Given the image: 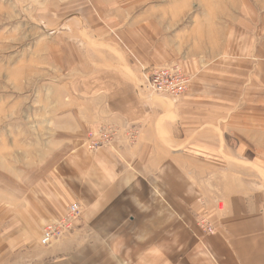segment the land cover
<instances>
[{
	"label": "crops",
	"instance_id": "crops-1",
	"mask_svg": "<svg viewBox=\"0 0 264 264\" xmlns=\"http://www.w3.org/2000/svg\"><path fill=\"white\" fill-rule=\"evenodd\" d=\"M94 4L35 52L48 161L34 188L0 200V264H264V32L241 54L227 8ZM153 66L189 73L184 93H152ZM101 126L117 140L90 151ZM72 202V229L44 246L43 225Z\"/></svg>",
	"mask_w": 264,
	"mask_h": 264
},
{
	"label": "rangeland",
	"instance_id": "rangeland-1",
	"mask_svg": "<svg viewBox=\"0 0 264 264\" xmlns=\"http://www.w3.org/2000/svg\"><path fill=\"white\" fill-rule=\"evenodd\" d=\"M95 1L97 0H0V200L13 190L25 194L46 173L43 166L41 169L35 168L38 163L48 161V155L43 154L46 141L43 138L44 123L42 118L35 117L42 113V108L37 103L43 94L35 86L42 82V79L34 78L33 62L39 56L35 52L45 50L46 36L60 32L61 23L66 25V19L71 20L82 9L91 8ZM190 2L191 7L197 11L201 7L218 12L227 8L229 39L234 34V43L242 41L238 42L243 45L242 51L241 46L237 48L241 54L246 53L249 34H255V37L263 35L264 0ZM238 34L241 35L240 38ZM186 74L191 80L189 73ZM87 141L86 134V145ZM1 209L0 205V211ZM50 223L43 225L42 235Z\"/></svg>",
	"mask_w": 264,
	"mask_h": 264
},
{
	"label": "built area",
	"instance_id": "built-area-1",
	"mask_svg": "<svg viewBox=\"0 0 264 264\" xmlns=\"http://www.w3.org/2000/svg\"><path fill=\"white\" fill-rule=\"evenodd\" d=\"M190 82L188 75L178 66H153L146 72V84L152 93L172 98H178L187 89ZM118 129L113 126H101L99 129L89 130L87 133V147L90 151H96L115 142ZM128 136L133 138L135 134L130 131ZM224 205L219 206L223 210ZM82 206L73 202L67 208L66 214L53 220L42 235V243L49 245L55 238L65 234L73 227L74 220L80 216ZM198 224L207 233L216 232V226L207 215L198 216Z\"/></svg>",
	"mask_w": 264,
	"mask_h": 264
}]
</instances>
